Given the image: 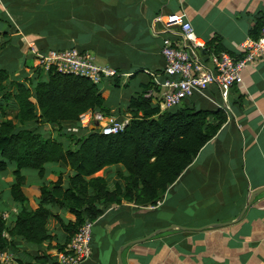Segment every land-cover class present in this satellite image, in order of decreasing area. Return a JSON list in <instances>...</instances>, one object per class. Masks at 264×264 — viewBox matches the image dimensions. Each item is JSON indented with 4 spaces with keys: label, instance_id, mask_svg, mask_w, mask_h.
I'll return each mask as SVG.
<instances>
[{
    "label": "crops",
    "instance_id": "0c3cea01",
    "mask_svg": "<svg viewBox=\"0 0 264 264\" xmlns=\"http://www.w3.org/2000/svg\"><path fill=\"white\" fill-rule=\"evenodd\" d=\"M49 2L57 3V25L62 35L75 48L91 53L97 65L117 71L119 87L114 85L115 78L103 79L99 86L110 115L119 119L130 117L128 101L142 90V85L153 84L145 97L159 93L151 74L159 81L164 77L163 39L169 36L175 42L179 40L177 35L164 31H178L177 20L188 21L211 51L215 45L209 46L208 42L218 39V49L235 59L242 54L239 44L257 38L260 29H253L261 18L264 21V0H0V66L6 64L17 70L15 77L32 75V70L28 71L34 59L30 48L38 51L36 42L41 38L32 29L23 33L19 23L27 27L33 21L30 14L43 6L50 7L46 6ZM158 16L161 20L157 21ZM115 92L116 100L109 102ZM184 102L197 109H222L226 122L156 206L139 207L128 200L101 206L103 214L92 227V254L84 264H118L121 246L157 229L172 225L199 229L213 223L228 224L201 231L170 230L128 246L121 252V261L264 264V193L255 197L237 221L250 195L264 188V60L244 71L243 85L231 89L226 108L221 107L222 99L214 87ZM46 126L50 127L37 125L42 132H47ZM60 141L69 143L65 138ZM13 172V164L0 172V218L9 214L7 224L21 207L11 195ZM21 175L24 206L34 211L39 205L40 189L58 180L66 186L72 172L69 167L55 164L49 168L46 165L42 177L32 170H23ZM126 175L121 165H113L93 177L102 178L112 191L117 185L123 187ZM49 209L64 222L74 220L56 204ZM47 231L52 238L40 245L14 237L11 248L3 252L7 260H0V264L57 263L63 252L59 248L67 245V234L52 217ZM3 237L10 239L6 232Z\"/></svg>",
    "mask_w": 264,
    "mask_h": 264
},
{
    "label": "trees",
    "instance_id": "16d2710c",
    "mask_svg": "<svg viewBox=\"0 0 264 264\" xmlns=\"http://www.w3.org/2000/svg\"><path fill=\"white\" fill-rule=\"evenodd\" d=\"M46 6L50 7L43 6L30 14L33 17L30 27L20 22L19 29L23 33L32 29L41 35L36 42L40 54L75 48L58 29L57 3L49 2ZM69 17L67 11L65 18ZM261 19L254 32L264 25ZM212 44L214 52L222 51L218 49V39L208 42L209 46ZM16 72L6 64L0 66V172L8 164L14 165L11 195L21 205L9 224L0 218V253L11 248L14 237L34 245L51 239L47 231L51 217L67 234L68 244L84 221L95 222L103 214L101 206L120 204L122 200L139 207L156 206L162 194L226 122L222 109H197L185 102L161 111L152 96L145 97L153 87L150 82L130 97L127 105L130 121L122 132L109 136L98 131L69 134L66 128L76 126L79 116L88 110L110 116L99 84L52 69L45 72L32 68L30 77H15ZM119 82L116 76L114 85L119 87ZM30 124L36 127L30 129ZM40 124L49 125L59 137L40 131L37 127ZM60 138L69 143L65 145ZM49 164L69 167L72 176L66 186L58 180L42 187L38 208L31 211L24 206L26 198L20 188L24 182L22 171L32 170L42 177ZM113 165H121L127 175L123 187L117 185L111 191L102 178L93 176ZM54 204L74 220L64 222L54 215L49 209ZM4 232L10 239L3 237ZM63 249L62 246L59 251Z\"/></svg>",
    "mask_w": 264,
    "mask_h": 264
},
{
    "label": "built area",
    "instance_id": "2783aa9c",
    "mask_svg": "<svg viewBox=\"0 0 264 264\" xmlns=\"http://www.w3.org/2000/svg\"><path fill=\"white\" fill-rule=\"evenodd\" d=\"M156 20H161L158 16ZM176 25L178 31L166 28L168 35L175 34L178 41L169 36L162 42L161 54L164 59V77L156 80L151 74L155 86L159 89L157 96L151 95L161 111L180 106L195 94L202 93L210 87L218 90L222 106L226 108L228 96L234 87L243 85L244 71L264 60V25L257 38H247L238 48L241 57L235 59L226 52H214L207 48L206 43L193 31L191 24L180 18ZM34 56L33 68L44 71L52 69L60 74L83 77L93 84H100L103 79L118 76L115 69L109 66H99L95 57L87 51L75 48L64 51H50L40 54L30 48ZM130 121V117L119 119L116 116H105L102 113L88 110L79 116L76 126L66 128V133L80 134L87 131H98L104 136L122 132ZM94 130H91V129ZM9 214H3L2 219H9ZM94 222L86 220L65 246L56 264H84L92 254V227ZM0 260L6 261L5 254L0 253Z\"/></svg>",
    "mask_w": 264,
    "mask_h": 264
},
{
    "label": "water",
    "instance_id": "95a60500",
    "mask_svg": "<svg viewBox=\"0 0 264 264\" xmlns=\"http://www.w3.org/2000/svg\"><path fill=\"white\" fill-rule=\"evenodd\" d=\"M91 130H94L93 128ZM261 193H264V188L262 189H259V190H256L255 192H253L250 197L248 198L247 200V203L244 207V209L241 211L240 215L238 216L237 218V221L241 219L243 213L245 212V209L250 206L255 197L260 195ZM228 223H213V224H209L203 228H199V229H189L187 227H183V226H176V225H172V226H169L167 228H162V229H157L155 231H153L152 233H150L149 235L141 238V239H138V240H134V241H131L123 246H121V248L118 250L117 252V263L118 264H123L122 261H121V252L126 249L128 246H131V245H135V244H138V243H143L145 241H148L150 240L151 238H153L154 236H157V235H160V234H163V233H166L170 230H173V229H178L180 231H187V230H198V231H201V230H206V229H209V228H220V227H225Z\"/></svg>",
    "mask_w": 264,
    "mask_h": 264
},
{
    "label": "rangeland",
    "instance_id": "374dc122",
    "mask_svg": "<svg viewBox=\"0 0 264 264\" xmlns=\"http://www.w3.org/2000/svg\"><path fill=\"white\" fill-rule=\"evenodd\" d=\"M32 68H33V66H32ZM32 68H31V67H28V71H31ZM112 90H113V88H112ZM125 94L128 95V94H129V90H127V91L125 92ZM116 96H117V93H116V92L113 93V94L110 96V100H109V102H112L113 100H116ZM35 127H36L35 124H30V125H28V128H30V129H33V128H35ZM50 129H51V130H50ZM44 130L47 131V132H50V133L52 134V136H54V137H59L58 134H57V132H56L54 129L50 128V127H47V126H46V128H44ZM62 140H64V139H62ZM54 165H55V164H49V165H47V168L52 167V166H54ZM9 170H11V169L9 168Z\"/></svg>",
    "mask_w": 264,
    "mask_h": 264
}]
</instances>
